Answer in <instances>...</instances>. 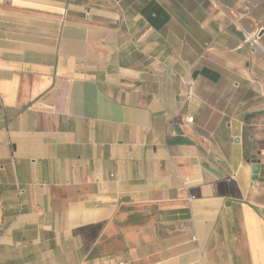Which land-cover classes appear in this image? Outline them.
I'll list each match as a JSON object with an SVG mask.
<instances>
[{
  "label": "crops",
  "instance_id": "1",
  "mask_svg": "<svg viewBox=\"0 0 264 264\" xmlns=\"http://www.w3.org/2000/svg\"><path fill=\"white\" fill-rule=\"evenodd\" d=\"M122 262L264 264V0H0V264Z\"/></svg>",
  "mask_w": 264,
  "mask_h": 264
},
{
  "label": "built area",
  "instance_id": "2",
  "mask_svg": "<svg viewBox=\"0 0 264 264\" xmlns=\"http://www.w3.org/2000/svg\"><path fill=\"white\" fill-rule=\"evenodd\" d=\"M259 32L257 33H252V34H246L244 42L248 45H250L253 49H258L259 48ZM192 82L185 80V87H186V95L187 99H190L192 96V90H191ZM187 123H192L193 122V117H187L186 118ZM120 264H130V263H120Z\"/></svg>",
  "mask_w": 264,
  "mask_h": 264
},
{
  "label": "water",
  "instance_id": "3",
  "mask_svg": "<svg viewBox=\"0 0 264 264\" xmlns=\"http://www.w3.org/2000/svg\"><path fill=\"white\" fill-rule=\"evenodd\" d=\"M258 171H259V166L257 165V163H254V165L252 167V173L254 174V178H256Z\"/></svg>",
  "mask_w": 264,
  "mask_h": 264
}]
</instances>
